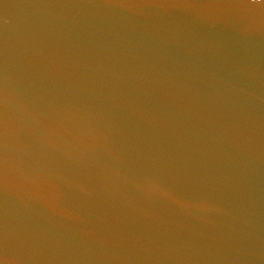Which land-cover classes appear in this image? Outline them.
<instances>
[{
	"label": "water",
	"instance_id": "water-1",
	"mask_svg": "<svg viewBox=\"0 0 264 264\" xmlns=\"http://www.w3.org/2000/svg\"><path fill=\"white\" fill-rule=\"evenodd\" d=\"M0 264H264V0H0Z\"/></svg>",
	"mask_w": 264,
	"mask_h": 264
}]
</instances>
